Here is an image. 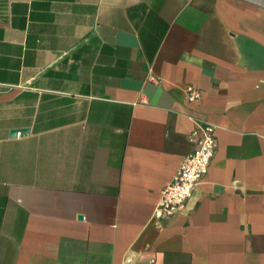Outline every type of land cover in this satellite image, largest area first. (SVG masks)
Returning a JSON list of instances; mask_svg holds the SVG:
<instances>
[{"label": "crops", "instance_id": "1", "mask_svg": "<svg viewBox=\"0 0 264 264\" xmlns=\"http://www.w3.org/2000/svg\"><path fill=\"white\" fill-rule=\"evenodd\" d=\"M0 264H264V0H0Z\"/></svg>", "mask_w": 264, "mask_h": 264}, {"label": "built area", "instance_id": "2", "mask_svg": "<svg viewBox=\"0 0 264 264\" xmlns=\"http://www.w3.org/2000/svg\"><path fill=\"white\" fill-rule=\"evenodd\" d=\"M186 98L197 100L200 92L185 88ZM191 152L181 161L172 180L161 190L153 215L156 219L170 218L179 212L200 180L206 175L217 146L214 126L209 122L196 125L189 134Z\"/></svg>", "mask_w": 264, "mask_h": 264}, {"label": "water", "instance_id": "3", "mask_svg": "<svg viewBox=\"0 0 264 264\" xmlns=\"http://www.w3.org/2000/svg\"><path fill=\"white\" fill-rule=\"evenodd\" d=\"M18 131H27L26 128H13L10 131V136H15Z\"/></svg>", "mask_w": 264, "mask_h": 264}]
</instances>
